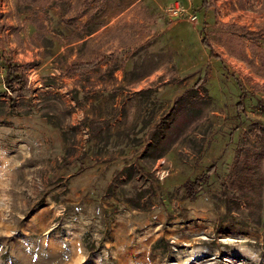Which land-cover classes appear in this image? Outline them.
<instances>
[{
  "label": "rangeland",
  "instance_id": "374dc122",
  "mask_svg": "<svg viewBox=\"0 0 264 264\" xmlns=\"http://www.w3.org/2000/svg\"><path fill=\"white\" fill-rule=\"evenodd\" d=\"M0 264H264V0H0Z\"/></svg>",
  "mask_w": 264,
  "mask_h": 264
},
{
  "label": "trees",
  "instance_id": "16d2710c",
  "mask_svg": "<svg viewBox=\"0 0 264 264\" xmlns=\"http://www.w3.org/2000/svg\"><path fill=\"white\" fill-rule=\"evenodd\" d=\"M205 4L207 5L206 2ZM201 40L202 44L207 49H209L211 57H215L221 60V57L215 53V50L211 45L210 41L208 40L207 36L204 35ZM103 62L104 59L101 60L98 58L87 62H78L68 67L67 74L73 75L78 72H87L90 70H95L99 68ZM203 82L204 79L200 78L195 84V86L198 87L199 85H202ZM4 84L6 87V95L10 98V110L12 111L17 110V105H15V102L18 97H30L33 93V88L29 84V79L25 75V72L21 70L17 64L11 62L7 63ZM216 171L217 167L215 165H211L208 168L207 172L202 176L194 180H187V182L183 186L187 199L192 202H195L197 200L198 195L202 191L203 185L205 184L206 180H208L209 176L215 173Z\"/></svg>",
  "mask_w": 264,
  "mask_h": 264
},
{
  "label": "crops",
  "instance_id": "0c3cea01",
  "mask_svg": "<svg viewBox=\"0 0 264 264\" xmlns=\"http://www.w3.org/2000/svg\"><path fill=\"white\" fill-rule=\"evenodd\" d=\"M208 7V6H207ZM212 45V44H211ZM213 46V45H212ZM206 48V47H205ZM214 48V47H213ZM207 49V48H206ZM209 50V49H208ZM91 61V60H90ZM81 62H87V61H81ZM78 63V62H77ZM75 64V63H74ZM103 64V63H102ZM101 64V65H102ZM72 65V64H71ZM100 65V66H101ZM100 68V67H99ZM68 69V68H67ZM98 69V68H97ZM96 70V69H95ZM90 71H93V70H90ZM67 72V71H66ZM88 72V71H87ZM79 73H82V72H78V73H76V74H79ZM84 73V72H83ZM76 74H73V75H76ZM73 75H70V76H73Z\"/></svg>",
  "mask_w": 264,
  "mask_h": 264
}]
</instances>
